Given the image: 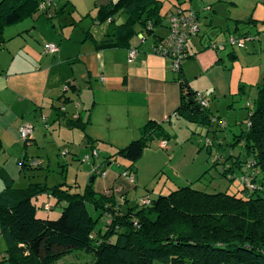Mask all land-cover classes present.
<instances>
[{
	"label": "trees",
	"instance_id": "16d2710c",
	"mask_svg": "<svg viewBox=\"0 0 264 264\" xmlns=\"http://www.w3.org/2000/svg\"><path fill=\"white\" fill-rule=\"evenodd\" d=\"M51 1L1 0L0 45L5 43L6 27L31 18L42 10L41 5ZM162 6L161 0H118L99 9L97 22L107 23V31L97 47H128L138 35L137 28L155 37V29L167 28L168 16L183 9L177 5L175 11L162 13ZM122 16L125 21L117 24ZM178 74L181 102L177 114L187 122L207 124L208 106L198 103V94L183 77L182 67ZM240 91L243 94L244 90ZM85 126L80 119L70 123V127L82 130ZM169 139L163 124L149 121L142 127L141 137L119 149L116 156L134 167L153 142ZM210 143L206 147H211ZM235 143L245 148L246 160L237 157L233 166L226 167V158L216 155L213 166L196 181L151 199L148 206L126 211L119 210L112 198L96 194L92 184L83 193L38 183L26 189L12 188L10 178L0 168V178L6 184L0 193V235L7 242L1 254L3 262L58 264L79 253L72 264H264V83L257 85L247 128ZM218 164L224 166L221 174L230 181H234V168L241 169L236 193L201 189L200 183ZM21 165H27L25 158ZM96 169L100 170L99 166ZM197 184L201 186H194ZM42 194L55 199L53 206L49 204L51 210L63 204L57 219L39 213L34 199ZM101 219L103 225H99Z\"/></svg>",
	"mask_w": 264,
	"mask_h": 264
},
{
	"label": "crops",
	"instance_id": "0c3cea01",
	"mask_svg": "<svg viewBox=\"0 0 264 264\" xmlns=\"http://www.w3.org/2000/svg\"><path fill=\"white\" fill-rule=\"evenodd\" d=\"M117 1L53 0L48 2L45 11L41 10L40 16H45V20H32L24 25L21 24L23 21L16 26L17 34L10 38L4 37L5 43L0 47H5L7 42H14L17 44L15 50H10L14 56H18L8 66L0 63V150L5 148V136L15 145L22 141L19 128L24 125L32 126L36 132L32 140L40 138V127L33 123V119L42 120L45 116L50 124L47 127V123H41L53 138L73 135L72 140L77 141L84 135L86 137L81 149L100 150L99 159L92 163L93 168L83 173L94 179L92 187L96 194L112 198L119 210L126 211L129 195L140 183L137 164L143 163L149 155H152L149 161L154 156L162 161H170L161 152L167 149L160 147L162 141H156L160 150H145L134 167L126 159L119 164L115 163L117 159L113 157H105L101 161V154L108 151L110 155L116 156L119 149L141 137V129L149 121L163 124L171 138L174 125L184 119L177 114L181 102L179 74L172 70L169 60L154 53L157 39L167 35L166 25L155 29V37L137 28L138 35L128 47H97L107 31V23L97 22L99 9ZM194 12L200 22V12ZM36 14L31 18L35 19ZM125 19V16L118 18L117 24H122ZM28 40L36 44L43 54ZM47 44L55 45L57 52H45ZM202 45V38L198 36L189 40L188 56L182 64L183 77L206 101L230 99L236 92L233 87H236L234 66L230 69L229 63L235 59L234 49L227 57L222 50L224 44L214 47L210 43L207 47ZM133 48L138 50L139 55L134 62L129 63L128 53ZM4 74L7 75L6 79L3 78ZM33 111L38 116H33ZM78 119L86 124L83 130L70 127V123ZM8 157L0 168L6 172L12 185L21 175L20 158L12 153ZM170 159L174 160V156ZM202 160L200 166L195 164L196 161L190 162L187 169L184 168L183 181L178 184L196 181L211 167L208 166V159ZM98 166L104 176L99 172L94 173ZM47 182L50 183L47 187H53L52 182ZM77 184L80 183H59L72 193H83L74 191L73 186ZM175 188L176 185L169 191ZM42 195L45 198L39 205V213L47 215L44 207L48 204L53 206L55 199L47 194ZM56 207L62 209L63 204ZM0 264H8L3 262L2 255Z\"/></svg>",
	"mask_w": 264,
	"mask_h": 264
},
{
	"label": "rangeland",
	"instance_id": "374dc122",
	"mask_svg": "<svg viewBox=\"0 0 264 264\" xmlns=\"http://www.w3.org/2000/svg\"><path fill=\"white\" fill-rule=\"evenodd\" d=\"M161 1L163 4L162 13L175 11L177 5L183 9L200 12V33L198 37L202 38V46L207 47L209 43L213 47L224 44L225 47L222 50L227 57L228 53L234 49L236 53L235 59L233 61L230 60L229 63L230 69L234 66L236 87H233L236 89V92L230 99H211L208 101V104H210L208 111L210 122L208 121L207 124L191 123L181 119L174 125L171 133L172 137L167 142L168 148L166 151H161L167 155L170 161H162L157 156H154L149 161V156H152L149 155L144 158L143 163L139 162V165L137 164L139 166L137 178L140 180V183L137 184V189L129 195L130 201L127 204L129 206H143V200L148 197L156 199L159 195L169 194V189L173 188L174 185L176 187L185 186L178 183L183 181L184 168L187 169L190 162L196 161L195 164L200 166L203 163L202 159L205 161L208 159V166H213L215 156L221 155V157L226 158L225 161L228 164L226 167H229L233 166V163L238 160L236 159L237 157H240L242 161L246 160L245 148L241 143H235V140L247 128L250 110L253 109V102L257 97V85L264 83V0ZM41 13L42 11L40 10L36 14L35 19H26L21 24H28L32 20H45L46 17L40 16ZM17 25L6 27L3 31L4 37L10 38L12 35L17 34ZM78 29L81 30V27ZM232 37L242 38L244 46H232L230 44ZM197 40L200 39L198 38ZM28 43L43 54L36 44L29 40ZM16 45L14 42H7L5 47H0L1 64L8 66L13 58L18 56H14L11 53V50H15ZM25 53L29 52L25 51ZM28 59L32 58L28 57ZM3 78L6 79L7 75L4 74ZM241 89L244 90L243 94H240ZM60 100L62 101L63 98ZM31 113L33 116H38L35 111ZM36 119H33V123L38 124V127H40L38 128L39 133H41L40 138L35 137L34 141L31 139L26 144L23 141H18V144L15 145L9 140L8 136H5V148L2 151L0 150V167L4 165L11 153L16 154L20 158L19 167L21 175L18 180L12 182V188L26 189L37 183L50 185L47 181L52 182L53 186L59 185V183H67V181L70 183L76 181L80 184L73 186L74 191H84L86 186L90 184L91 176L84 174L83 171H89L90 168H93L92 163L96 162L100 156L92 158V151L86 148L81 149L86 136L81 134L82 137L77 141L75 139L72 140L73 135L55 136L56 138H53L51 133L47 129H44L41 123L42 121L47 123L48 127L50 122L47 117L43 116L42 120L41 118ZM217 121L225 125L219 124ZM35 133L34 131L33 137ZM206 141H211L212 146L206 147ZM157 145L156 141L153 142L146 148V151H159L160 149ZM72 151L75 153V156H73ZM97 151L100 155V150ZM231 155L233 156L230 157ZM86 156L91 158L89 161L83 162ZM171 156H174V160L172 161L170 159ZM105 157L117 159L115 163L118 164L125 160L112 154L110 155L108 151L104 155L101 154V161ZM24 158L27 165L22 167L21 160H24ZM115 163L113 165L117 166ZM243 166L246 169L245 165ZM223 168L222 164L212 167L210 173L200 183L202 186L198 184L194 186H201V189H217V191L228 192L229 194L236 193L240 189L239 177L241 176V169L238 167L234 168V181H230L221 174ZM68 171L71 173H68ZM77 174L78 176H76ZM131 177L134 178V175H131ZM204 185H208V187H204ZM5 188L6 184L0 178V193ZM42 198H45V196L40 195L38 199H34V202L41 205ZM61 211L60 207L55 206L47 216L50 219H57ZM103 223L104 220L101 219L99 225H103ZM6 248V239L0 235V258ZM78 254L68 256L58 264L75 263L77 257H80Z\"/></svg>",
	"mask_w": 264,
	"mask_h": 264
},
{
	"label": "built area",
	"instance_id": "2783aa9c",
	"mask_svg": "<svg viewBox=\"0 0 264 264\" xmlns=\"http://www.w3.org/2000/svg\"><path fill=\"white\" fill-rule=\"evenodd\" d=\"M47 4L41 5V9L44 10ZM166 24L167 35L155 44L154 53L169 60L172 70L175 73H178L181 70L184 60L187 58V44L189 40L199 35L200 27L198 17L192 10L177 9L174 13L168 16ZM140 39L143 40V36H141ZM230 44L232 46L239 45L240 47H243L244 41L242 38L232 37L230 39ZM44 48L47 53H56L58 50L53 44H47ZM138 55L139 52L136 48L130 49L128 53V62H134ZM196 100L202 107L208 106V102L200 94L196 96ZM33 133L34 129L30 125H24L19 128V136L23 142L30 141L33 138ZM206 143L208 145L211 144L210 141H206ZM160 147L162 149H167L168 143L162 141ZM98 156V151H92V158H98ZM91 157L86 156V158L83 159V162L89 161ZM98 172L99 170L97 171V169H95L94 173ZM99 174L101 176L105 175L103 172H99ZM142 203L143 205L148 206L151 204V200L150 198H146ZM44 209L46 212H49L51 206L48 204Z\"/></svg>",
	"mask_w": 264,
	"mask_h": 264
},
{
	"label": "water",
	"instance_id": "95a60500",
	"mask_svg": "<svg viewBox=\"0 0 264 264\" xmlns=\"http://www.w3.org/2000/svg\"><path fill=\"white\" fill-rule=\"evenodd\" d=\"M93 180H94V179H92V180H91L90 184H92V183H93Z\"/></svg>",
	"mask_w": 264,
	"mask_h": 264
}]
</instances>
